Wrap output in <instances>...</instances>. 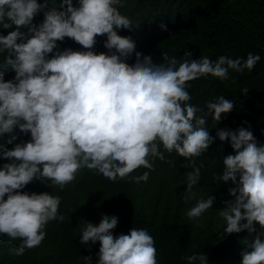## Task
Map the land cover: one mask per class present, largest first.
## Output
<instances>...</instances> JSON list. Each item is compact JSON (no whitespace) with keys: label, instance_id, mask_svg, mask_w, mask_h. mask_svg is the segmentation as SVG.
<instances>
[{"label":"clouds","instance_id":"clouds-1","mask_svg":"<svg viewBox=\"0 0 264 264\" xmlns=\"http://www.w3.org/2000/svg\"><path fill=\"white\" fill-rule=\"evenodd\" d=\"M62 0L59 9L47 8V0H0V28L14 30L0 35V137L18 128L8 140L26 139L9 149L0 144V234L20 240L15 255L38 247L46 238L50 221L63 223L59 212L62 197L51 193L22 191L34 180L63 191L87 168L116 182L127 179L147 182L154 162L174 166L164 151L185 158L187 203L195 197L194 186L201 181L196 159L209 150L214 138L207 119L216 123L234 109L224 96L205 101L204 107L190 103V82L211 75L229 80V69L251 72L261 57L249 52L247 58L207 56L190 59L163 52L162 63L136 51L131 36L117 29L132 26L119 11L122 0ZM43 12L39 25L34 18ZM162 30L166 26L161 25ZM22 29H27L23 31ZM107 37L108 53H96L100 36ZM6 53V55H4ZM135 53V63L126 61ZM15 73L11 80L6 75ZM236 83L235 79L231 80ZM249 89H241L247 96ZM204 108L207 111H204ZM200 113V115H197ZM247 123V122H245ZM218 130L220 141H229L236 152L223 159L220 183L239 185L229 189L232 199L219 215L226 221V234L247 230L254 224L264 228V146H258L250 130ZM161 146L164 151H161ZM145 168L142 175L130 176ZM7 197V198H5ZM215 197L197 201L187 211L197 219L213 207ZM246 221V223H242ZM118 218L103 216L99 225L82 223L79 243H100L97 264H157L154 237L143 228L132 227L129 234L114 236ZM251 251L241 253L242 264H264V241L259 235ZM81 259L92 264V256ZM188 264H208L203 253L185 257Z\"/></svg>","mask_w":264,"mask_h":264},{"label":"trees","instance_id":"trees-1","mask_svg":"<svg viewBox=\"0 0 264 264\" xmlns=\"http://www.w3.org/2000/svg\"><path fill=\"white\" fill-rule=\"evenodd\" d=\"M61 3L62 0H47V8L59 9ZM73 4L78 6L77 0H73ZM122 4L119 11L130 19L132 26L117 29L118 35L131 36L136 51L142 53V57L151 56L154 63L163 62V52L179 59L185 51L192 53L190 59L193 60L207 56L215 62L218 57L226 56L243 61L249 52L258 54L261 59L251 72L245 69L241 74L229 69L226 81L208 75L190 82L188 91L193 105L203 108L205 101L218 96L234 103V109L222 114L219 123L211 116L207 119L214 142L206 153L195 158L196 165L203 167L201 181L193 189V199L187 203L184 200L186 173L191 171L182 167L187 161L175 152L169 154L162 146L160 150L175 164L156 159L147 182L137 183L130 178L112 182L87 168L81 169L63 191L34 180L22 191L61 196L59 212L66 219L63 223L50 221L45 229V240L20 256L10 251L18 248L20 240L12 241L0 234V264H85L81 257L89 255L92 264H97L99 241L94 245L89 242V251V246L81 245L79 240L81 224L88 222L98 226L103 216L118 218L112 230L114 236L127 235L132 227L148 230L155 239L157 264H188L184 258L193 253L205 254L208 264H242L241 253L252 250L256 237L259 235L264 241V228L259 224H254L252 233L247 230L233 234L224 232L226 221L219 211L226 207L224 201L232 199L229 189L238 187L239 177L236 184L218 183L214 179V174H222L224 170L223 159L236 154L230 140H219L218 130L235 131L251 125L258 146H264V0H122ZM43 19L41 12L33 22L39 25ZM162 24L166 30H162ZM12 30L14 27L0 28V35ZM100 39L96 53H108L104 47L106 35ZM135 60L133 53L126 62L131 65ZM3 63L0 56V69ZM14 76L15 73H10L5 80ZM232 79L236 83H232ZM243 88L249 89L247 96L241 93ZM17 130L14 128L12 133L0 137V144L11 149L15 143L25 142L26 139H14L12 144L8 143L18 134ZM8 162L0 158V166ZM144 171L148 170L141 167L130 176L142 175ZM209 195L215 197L213 207L201 217L190 219L187 211Z\"/></svg>","mask_w":264,"mask_h":264}]
</instances>
